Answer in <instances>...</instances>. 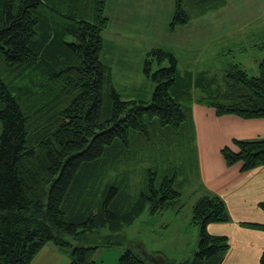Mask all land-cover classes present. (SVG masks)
<instances>
[{
    "label": "trees",
    "instance_id": "16d2710c",
    "mask_svg": "<svg viewBox=\"0 0 264 264\" xmlns=\"http://www.w3.org/2000/svg\"><path fill=\"white\" fill-rule=\"evenodd\" d=\"M108 1L0 0V264H34L51 242L74 248L70 264H96L99 247L84 246L90 234L107 225L119 232L147 208H170L182 197L175 174L155 182L150 173L148 189L131 205L122 193L125 169L165 153L158 127L186 130L184 142L194 145L195 103L218 117L264 119V62L259 76L231 65L224 84L214 88L216 79L182 75L171 51L153 49L145 62L152 96L124 99L101 59ZM227 4L176 0L171 29ZM166 61L169 67H163ZM195 87L204 92L198 100ZM234 147L221 150L228 166H264V138L235 140ZM259 208L264 211V200ZM230 220L225 201L205 190L193 209L199 250L176 264H223L229 240L208 227ZM157 254L138 241L119 264H155Z\"/></svg>",
    "mask_w": 264,
    "mask_h": 264
},
{
    "label": "rangeland",
    "instance_id": "374dc122",
    "mask_svg": "<svg viewBox=\"0 0 264 264\" xmlns=\"http://www.w3.org/2000/svg\"><path fill=\"white\" fill-rule=\"evenodd\" d=\"M227 2L226 8L172 30L176 0H109L106 15L110 26L104 33L101 59L112 69L116 90L124 99L146 93L151 97L155 85L145 74V62L149 52L159 48L175 55L182 75L203 74L216 79L214 88L224 84L226 69L233 64L251 76H259L264 62V0ZM169 66L166 61L163 67ZM152 69L158 70L159 65L154 62ZM203 93L201 87L193 90L196 100ZM156 131L161 134L165 153H153L128 169L129 173L125 169L122 193L131 198L129 203L133 205L148 189L150 173L155 182L175 174L182 197L164 211L150 213L145 209L119 232H112L107 225L90 234L84 246L99 247L96 264H119L122 255L138 241L151 254L158 253L155 264L183 263L199 250L200 228L193 223V209L207 188L199 171L198 145L184 142L186 130L166 132L158 127ZM73 251L70 247L59 249L51 242L34 264H70Z\"/></svg>",
    "mask_w": 264,
    "mask_h": 264
},
{
    "label": "crops",
    "instance_id": "0c3cea01",
    "mask_svg": "<svg viewBox=\"0 0 264 264\" xmlns=\"http://www.w3.org/2000/svg\"><path fill=\"white\" fill-rule=\"evenodd\" d=\"M192 119L205 188L225 201L231 217L227 223L208 227L211 234L229 240L223 264H259L264 254V230L249 224L264 225V211L259 208L264 200V166L250 171H243L241 164L230 167L221 150L227 146L235 148V140L264 138V119L218 117L213 109L198 103L192 107Z\"/></svg>",
    "mask_w": 264,
    "mask_h": 264
}]
</instances>
